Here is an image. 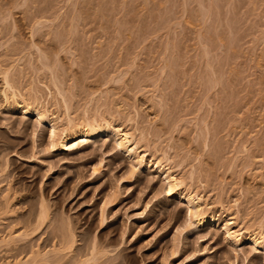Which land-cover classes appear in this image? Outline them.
I'll return each mask as SVG.
<instances>
[{"label": "rangeland", "instance_id": "1", "mask_svg": "<svg viewBox=\"0 0 264 264\" xmlns=\"http://www.w3.org/2000/svg\"><path fill=\"white\" fill-rule=\"evenodd\" d=\"M263 33L264 0H0V264H264L226 235H264ZM21 96L134 133L146 169L114 135L52 151Z\"/></svg>", "mask_w": 264, "mask_h": 264}, {"label": "bare ground", "instance_id": "2", "mask_svg": "<svg viewBox=\"0 0 264 264\" xmlns=\"http://www.w3.org/2000/svg\"><path fill=\"white\" fill-rule=\"evenodd\" d=\"M9 1V0H8ZM12 1V0H11ZM198 1V0H197ZM253 2V0H251ZM27 4V2H26ZM214 5V4H213ZM215 6V5H214ZM259 6V5H258ZM262 6V5H261ZM212 7V6H211ZM210 8V7H209ZM235 8V7H234ZM11 11V10H10ZM78 12V11H77ZM29 13V12H28ZM260 13V12H259ZM209 15V14H208ZM211 15V14H210ZM46 16V15H45ZM68 16V15H67ZM43 17V16H42ZM58 18V17H57ZM27 19V17H26ZM44 19V18H43ZM209 19V18H208ZM35 22H38L37 20H35ZM47 22V21H46ZM45 22V23H46ZM74 23V22H73ZM65 25V24H64ZM75 25V24H74ZM199 25V24H198ZM35 26V25H34ZM38 28V26H37ZM52 28V27H51ZM73 28V27H72ZM78 28V26H77ZM260 28V27H259ZM29 29V28H28ZM54 29V28H53ZM65 30V29H64ZM36 31V30H35ZM70 32V30H69ZM72 32V31H71ZM202 33V32H201ZM68 34V33H67ZM264 34V33H263ZM34 35V34H33ZM200 37V36H199ZM259 38V37H258ZM264 38V37H263ZM72 39V38H71ZM74 39V38H73ZM264 40V39H263ZM262 40V41H263ZM200 41V39H199ZM198 41V43H199ZM202 43V42H201ZM264 43V41H263ZM264 45V44H263ZM203 46V45H202ZM201 46V47H202ZM36 47V46H35ZM74 47V46H73ZM38 49V48H37ZM39 50V49H38ZM257 50V49H256ZM41 51V50H40ZM261 53V57L258 55V58H262L264 61V48L262 49V51H260ZM255 54V53H254ZM205 55V54H204ZM257 55V53H256ZM255 56V55H253ZM48 57V56H47ZM257 57V56H256ZM208 58V57H207ZM140 59V58H139ZM261 59V60H262ZM261 61V62H263ZM257 64L261 63L256 61ZM263 63H261L262 65ZM261 65H259L261 67ZM259 66H256L259 68ZM263 69V67H261ZM133 70V69H132ZM257 70V69H256ZM10 71V70H9ZM107 71V70H106ZM117 71V70H116ZM125 72V71H124ZM54 73V72H53ZM56 73V72H55ZM127 73V72H126ZM166 73V72H165ZM9 73H5L4 74V80L6 82V84L9 86L10 88V84H11V80L9 78ZM57 74V73H56ZM126 75V74H125ZM124 75V76H125ZM128 75V74H127ZM52 77V75H51ZM259 77V76H258ZM56 78V77H55ZM119 78V77H118ZM127 78V77H126ZM100 79V78H99ZM219 80V79H218ZM217 80V81H218ZM110 81V80H109ZM122 81V80H121ZM261 81V80H260ZM216 82V81H215ZM53 83H55V81H53ZM57 83V82H56ZM14 84V83H13ZM12 86V84H11ZM15 86V85H14ZM55 86H58L55 84ZM125 86V85H124ZM60 87V86H59ZM56 87V88H59ZM61 88V87H60ZM156 88V87H155ZM158 88V86H157ZM119 89V88H118ZM101 90V89H100ZM103 90V89H102ZM108 90V89H107ZM158 90V89H157ZM60 93V96L62 93V88L61 90H58ZM91 91V90H90ZM103 92V91H102ZM264 92V91H263ZM56 93V92H55ZM58 93V92H57ZM105 93V92H103ZM16 94V93H15ZM64 95V94H63ZM16 96V95H14ZM25 96V95H24ZM27 96V95H26ZM264 96V95H263ZM66 97V96H64ZM63 97V99H64ZM15 98V97H14ZM13 98V99H14ZM20 98V97H19ZM8 99V98H7ZM34 98L32 97H23L21 96V101L23 100V102L25 103V107L22 108L23 110V115H26L29 117V115L35 117L37 119V121L40 124H44L46 126L49 127V133H48V139L49 142L51 144L52 147V151H68V150H72L73 147H76V145H80L82 143H85L87 141L90 140H94L100 137H104V136H110V135H114V137H116V141H117V146L119 147V149H121L126 156H128L129 158L133 159L135 158V160H137V164L139 165L140 169H146L147 164L144 160V156H142L139 153V143L140 141L136 142L135 139V134L134 133H129L126 131L121 130L118 127H115L113 124H111L110 122H107L105 119L102 118V116H96L93 119H90V117H85L83 122H81V124L79 125H74L73 122H70L68 125V130L67 132H63L61 134V132L59 131L57 125L55 123H52V121H50L48 119V115L47 110L44 111L42 109L44 108H40L35 101L33 100ZM15 101V100H13ZM262 103V102H261ZM99 104V103H98ZM111 106V105H110ZM260 106V105H259ZM106 107V106H105ZM115 112V111H114ZM105 114V113H104ZM85 116V114H84ZM108 117H112L109 116ZM114 117V116H113ZM72 120V119H71ZM70 120V121H71ZM73 121V120H72ZM54 122V121H53ZM259 125V124H258ZM59 126V125H58ZM209 128V127H208ZM264 128V127H263ZM63 130H66L63 128ZM260 130V129H259ZM264 130V129H263ZM150 132V131H149ZM156 133V132H155ZM158 133V132H157ZM61 134V135H60ZM151 134V133H150ZM153 134V132H152ZM157 134H153L152 137H156ZM263 139V138H262ZM153 140V139H152ZM148 143V142H147ZM151 143V141H150ZM204 147V146H203ZM149 148V147H148ZM205 149V148H204ZM159 163V162H158ZM161 166V165H160ZM160 166H157L158 168V172L159 174H161L164 177V180L167 184V188H168V193H174L175 190L178 189L179 186H182V184L184 183L182 180H179V178L177 179L176 177L173 176V174H170L168 171L164 172L163 169L160 168ZM203 170V169H202ZM135 170H134V174H135ZM201 173V172H200ZM133 174V175H134ZM181 178V177H180ZM183 178V177H182ZM186 179V178H185ZM186 182V181H185ZM193 182V181H192ZM186 184V183H185ZM193 184V183H192ZM208 185V183H206ZM187 185V184H186ZM206 185V187H207ZM210 186V185H208ZM190 188V187H189ZM191 189V188H190ZM187 193L186 195L182 198L183 201L188 205L189 207V215H188V219L191 223V225L193 226H197V227H202V226H207V224H211L212 219L207 217V209L205 210V204L202 202V198L199 195L198 191H192L187 189ZM47 209V208H46ZM43 211H41L39 220L43 221L45 220V218L47 217V214L45 212V209H43ZM41 223V222H40ZM214 223V222H212ZM189 225V226H191ZM196 227V228H197ZM226 235L227 238L230 239L234 244H242V243H248V244H252V246L256 247V249H264V235H258L256 234V236L254 237H248L247 239H243L239 233H232L231 230L229 228L226 229ZM263 235V236H262ZM87 262V261H86ZM83 264V263H82Z\"/></svg>", "mask_w": 264, "mask_h": 264}]
</instances>
